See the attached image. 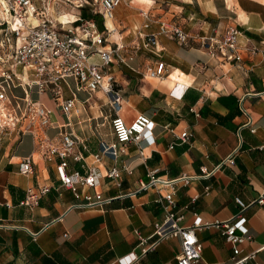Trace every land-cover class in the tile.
<instances>
[{
    "label": "crops",
    "instance_id": "crops-1",
    "mask_svg": "<svg viewBox=\"0 0 264 264\" xmlns=\"http://www.w3.org/2000/svg\"><path fill=\"white\" fill-rule=\"evenodd\" d=\"M131 1L115 8L110 22L102 19L109 29L105 46L121 47L109 65L123 98L118 114L126 123L138 115L147 117L150 139L127 144L115 160L102 156L97 161L100 141L116 142V113L109 99L98 90L76 91L67 117L50 93L38 96L33 90L32 97L51 110V125L23 134L7 130L0 136V264H120V258L134 255L138 259L133 264H177L179 238L162 240L141 255L155 224L165 218L164 196L170 192L182 226L196 219L228 220L238 213L235 197L240 198L247 205L243 215L251 240L239 246L238 257L252 255L248 264H264V203L257 202L264 189V0H209L205 9L198 0H181L164 9L156 0H139V13L125 6ZM161 21L180 27L187 41L159 34ZM228 25L240 31L239 62L201 45L203 38L218 37ZM122 27L128 28L118 34ZM147 35L156 36L155 47L144 45ZM91 60L99 58L92 55ZM159 62L167 68L164 76H148L146 68ZM69 83L75 87L74 81ZM13 91L23 95L20 88ZM70 96L68 88L64 97ZM183 131L190 134L185 141L178 137ZM63 132L77 138L74 153L82 156L78 161L66 158L67 171L85 174L93 168L99 174L98 186L79 188L101 194L105 201L95 207L77 206L81 200L57 178L55 165L61 159L49 162L39 153V138L57 143ZM25 156L32 157L29 175L18 169ZM229 157L233 164L220 165ZM113 166L120 171L117 181L105 177ZM149 171L174 183L139 191ZM182 177H189L187 183ZM39 185L49 191L38 203L20 205L27 188ZM195 233L203 245L201 264L231 263L232 248L220 228L210 225ZM139 237L147 244L139 246Z\"/></svg>",
    "mask_w": 264,
    "mask_h": 264
},
{
    "label": "built area",
    "instance_id": "built-area-1",
    "mask_svg": "<svg viewBox=\"0 0 264 264\" xmlns=\"http://www.w3.org/2000/svg\"><path fill=\"white\" fill-rule=\"evenodd\" d=\"M94 2L98 4L95 13L101 15L105 21L113 18L115 8L123 0H94ZM3 8L9 17H0V32H4V37L0 40V136L7 130H16L23 134L31 133L37 127L51 125V110L38 98L32 97L33 90L38 96L50 93L56 105L67 117L74 106L76 91L98 90L109 99L116 113L112 119V131L116 142L108 143L101 140L100 150L94 154L95 160L98 161L102 156L115 160L125 153L127 144H139L150 139L152 122L147 117L138 115L131 123H126L118 114L123 98L114 74L109 71V65L121 47L105 46L106 32H109L106 26L101 31L94 20L83 19L81 16L75 20L76 24H74L75 21L64 23L58 18L47 15L45 9L37 6L32 0H7ZM142 15L146 19L150 18L146 11H143ZM30 17H33L36 23H33ZM167 33L181 43H185L188 39V35L180 27L161 21L159 34ZM239 34L240 31L236 26L228 25L218 37L214 35L203 38L201 45L215 47L225 60L239 62L241 60L238 46ZM144 45L155 47L156 36H144ZM92 55H97L99 61H92ZM119 60L123 61L121 58ZM18 68L22 71H16ZM166 71L167 68L163 62H159L155 68L150 66L146 68V74L156 78H162ZM70 81H74V88H71ZM62 83L70 89L69 98L64 97ZM16 88L21 89L22 96L14 93L13 90ZM184 91L185 88L182 93ZM189 136L188 131L178 135L184 141ZM76 143L77 138L71 132H63L57 143H51L46 136H43L38 139L39 153L49 162H52L55 157L61 159L55 165L60 184L71 190L76 199L81 200L77 206L92 208L105 200L99 192L82 193L79 188L98 186V172L89 168L85 174L77 171L69 173L64 162L70 156L76 161L82 159L80 154L74 153ZM222 164H233L232 157L224 159L220 165ZM18 169L23 175L33 173L32 157H23L18 163ZM124 169L130 172L127 167ZM105 177L117 181L120 171L115 166L110 167ZM147 177L146 181L139 182V191L174 183V180L155 176L154 171H149ZM182 178L187 183L189 177ZM48 191L47 185L29 187L19 204L32 208ZM164 199L166 215L163 221L155 224L151 235L152 241L147 244V239L139 237V246L147 244L141 248V255L153 249L162 240L179 238L180 251L176 256V263L201 264L203 245L195 232L212 225L221 229L225 240L231 245L233 256L230 264H248L247 260L252 255L238 257L241 251L239 246L251 240V234L246 225L247 219L243 215L247 205L240 198L235 197L239 211L232 218L213 223L196 219L188 226H182L180 224L182 216L173 211L175 208L173 192L166 194ZM257 202L264 203V189ZM133 257L128 260L125 257L120 258V264H133L138 256Z\"/></svg>",
    "mask_w": 264,
    "mask_h": 264
},
{
    "label": "rangeland",
    "instance_id": "rangeland-1",
    "mask_svg": "<svg viewBox=\"0 0 264 264\" xmlns=\"http://www.w3.org/2000/svg\"><path fill=\"white\" fill-rule=\"evenodd\" d=\"M4 1L7 2V0ZM32 1H34V3L37 6L41 7L42 9H45L46 14L52 16L53 18L59 19L60 16L62 15V18H60L59 20H61L64 23H72L73 21H75L76 17L79 15L81 11V8L88 10L98 7V4L94 2V0H32ZM138 1L139 0L131 1L128 5L125 6L130 10H132L133 12L139 13L140 6H138L139 5L137 3ZM180 1L181 0H156V2L160 4V8L162 9L168 7V5L171 3L179 4ZM198 1L200 3V7H203L204 9L207 8V3L209 0H198ZM1 3H3V0H0V17L8 18L9 16L5 13V10ZM127 28L128 27L119 28L118 34L124 33L127 30ZM3 33L4 32H0V40H2L4 37ZM118 34L116 36H118ZM131 35L132 32L131 31L128 32V34L123 36V40L124 41L127 40L128 38H130ZM110 41H112V38H110ZM62 88L64 94L68 92V88L64 83H62ZM77 96L78 98H83V94H78Z\"/></svg>",
    "mask_w": 264,
    "mask_h": 264
},
{
    "label": "trees",
    "instance_id": "trees-1",
    "mask_svg": "<svg viewBox=\"0 0 264 264\" xmlns=\"http://www.w3.org/2000/svg\"><path fill=\"white\" fill-rule=\"evenodd\" d=\"M81 17L83 19H93L97 23V26H98V28L100 30H102L104 28L102 17L99 14H95V13H92L91 11H89V10L82 9Z\"/></svg>",
    "mask_w": 264,
    "mask_h": 264
},
{
    "label": "bare ground",
    "instance_id": "bare-ground-1",
    "mask_svg": "<svg viewBox=\"0 0 264 264\" xmlns=\"http://www.w3.org/2000/svg\"><path fill=\"white\" fill-rule=\"evenodd\" d=\"M1 4L4 5V6H6V2L4 0H3V3H1ZM60 18H62V15L60 16ZM30 19L32 20L33 23H36V21H35V19H33V17H30ZM106 22H110V20L107 19Z\"/></svg>",
    "mask_w": 264,
    "mask_h": 264
}]
</instances>
